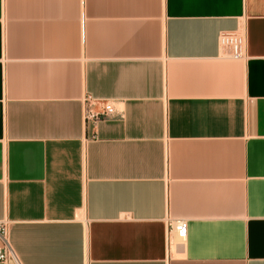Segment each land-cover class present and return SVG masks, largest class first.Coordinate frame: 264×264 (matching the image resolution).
Masks as SVG:
<instances>
[{
    "label": "crops",
    "instance_id": "1",
    "mask_svg": "<svg viewBox=\"0 0 264 264\" xmlns=\"http://www.w3.org/2000/svg\"><path fill=\"white\" fill-rule=\"evenodd\" d=\"M0 222V264H264V0H0Z\"/></svg>",
    "mask_w": 264,
    "mask_h": 264
},
{
    "label": "built area",
    "instance_id": "2",
    "mask_svg": "<svg viewBox=\"0 0 264 264\" xmlns=\"http://www.w3.org/2000/svg\"><path fill=\"white\" fill-rule=\"evenodd\" d=\"M219 43L222 48H227L228 55L232 59H245L246 36L242 32H222L219 36ZM85 118L97 120L99 119V115L88 111ZM170 232L176 239L184 242L188 235V223L186 221H178L171 224ZM12 259L15 260V254L9 241L8 226L5 222H0V262L6 263Z\"/></svg>",
    "mask_w": 264,
    "mask_h": 264
},
{
    "label": "bare ground",
    "instance_id": "3",
    "mask_svg": "<svg viewBox=\"0 0 264 264\" xmlns=\"http://www.w3.org/2000/svg\"><path fill=\"white\" fill-rule=\"evenodd\" d=\"M178 240V239H177Z\"/></svg>",
    "mask_w": 264,
    "mask_h": 264
}]
</instances>
